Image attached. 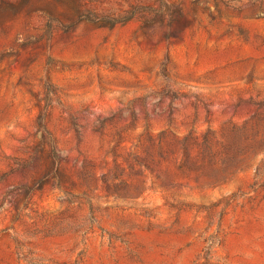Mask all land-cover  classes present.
<instances>
[{
  "label": "rangeland",
  "instance_id": "obj_1",
  "mask_svg": "<svg viewBox=\"0 0 264 264\" xmlns=\"http://www.w3.org/2000/svg\"><path fill=\"white\" fill-rule=\"evenodd\" d=\"M0 264H264V0H0Z\"/></svg>",
  "mask_w": 264,
  "mask_h": 264
}]
</instances>
